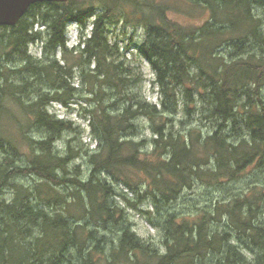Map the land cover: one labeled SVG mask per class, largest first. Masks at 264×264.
I'll return each mask as SVG.
<instances>
[{
  "label": "trees",
  "instance_id": "1",
  "mask_svg": "<svg viewBox=\"0 0 264 264\" xmlns=\"http://www.w3.org/2000/svg\"><path fill=\"white\" fill-rule=\"evenodd\" d=\"M168 1L39 2L15 26H0V117L8 114L9 102H13L30 126L46 135L36 142L22 130L31 150L27 166L16 165L15 156L21 155L17 147L0 162V264H264V32L253 7L264 0H173L191 9L208 8L211 18L200 27L171 19ZM74 22L82 28L92 25V31L83 48L70 50L66 33ZM120 24L147 30L140 52L156 73L159 91L170 98L169 110L165 103L159 110L141 94L130 97L126 93L129 78L122 65L110 61L114 49L107 37L109 26ZM221 24L225 25L219 27ZM40 41H45L44 51L49 55L60 49L66 65L57 60L46 65L34 60L29 48ZM252 42L259 50L245 57ZM228 44L236 51L229 61L218 53ZM74 53L88 66L93 61L97 64L95 70L85 73L87 78L96 84L101 80L117 96L124 94L126 106L118 116L112 115L109 110L116 109L119 100L105 107L100 98L103 88L98 93L92 90L98 107L88 113L93 116L90 123L100 141V152L90 156L94 170L88 182L66 176L77 157L71 147L64 156L55 150L65 132L76 130L74 124L48 111L55 102L68 106L78 92L71 87L74 73L68 65L75 61L70 58ZM73 65L79 66L80 61ZM26 76L49 84L51 92L41 93L38 88L39 98L27 103L24 96L29 97L34 88ZM179 94L185 114L206 118L210 132L204 134L194 127L184 134L176 130L174 119L163 115L178 113ZM139 117L153 122L154 159L142 158L140 144L122 138L124 132L135 129ZM230 128L244 129L245 134L230 141L225 136ZM6 142L0 137V149H5ZM126 168L145 172L146 192L141 193L126 176ZM100 171L123 182L139 198L148 194L152 199L159 214L157 223L152 214H146L152 226L163 231L164 252L144 244L126 226L117 244H102L105 238L87 231L90 224L109 230L123 214L114 203L112 188L97 178ZM21 177L41 181L27 187L15 182ZM198 179L232 188L230 197L204 209L194 221L179 219L176 214L160 218L162 208ZM240 183L243 188H234ZM68 184L76 188L72 204L55 189ZM8 188H13L11 201L4 198ZM121 196L130 201L125 194ZM38 202L56 205L60 212L51 214ZM75 205L83 207V216L71 213ZM214 221L224 229L211 228Z\"/></svg>",
  "mask_w": 264,
  "mask_h": 264
},
{
  "label": "rangeland",
  "instance_id": "2",
  "mask_svg": "<svg viewBox=\"0 0 264 264\" xmlns=\"http://www.w3.org/2000/svg\"><path fill=\"white\" fill-rule=\"evenodd\" d=\"M167 4L171 7L168 15L174 21L181 23L185 26H203L208 19L211 18V11L202 8L191 9L190 6L181 1L173 2L169 0ZM254 14L257 18L262 20V30L264 32V1L255 2L253 5ZM225 24L218 25L219 27ZM89 30L92 31V25L88 26ZM82 28V33L86 32V29ZM43 30L42 27H35V30ZM81 30H78L76 24L72 23L66 33L67 47L71 50L76 47L75 44L78 41L77 35ZM109 44L113 47V57L110 58L111 62H115L117 65H122L123 74L125 77L129 78L128 89L126 93L130 97H134L137 94L141 96L151 105H155L159 110L163 108V103L167 105L166 111L171 108L172 105L169 104V99L164 94L159 91V86L155 84L156 73L152 68L151 63L143 57L140 52L141 46L147 39V30L143 26H124L122 24L118 26H109V31L107 34ZM254 42L249 44V47L244 51V56L247 57L249 52L251 54L258 52L254 48ZM45 41H40L32 44L29 48V54L32 58L44 65L52 63V61L57 60L61 65H66L67 62L63 61V54L59 49L55 55H49L44 51ZM253 51V52H252ZM79 52V51H78ZM220 55L229 61L234 59L236 51L234 47L230 44L226 45L222 49L218 50ZM75 61H69L68 65L72 67L74 73V79L70 81L71 87L77 88L75 98L68 106L61 103H52L48 108L50 114L55 115L60 120H65L72 122L74 124L75 131L65 132L61 141L56 144V153L62 156L69 153V147L73 149L74 154L77 156L76 159L68 167V172L66 176L69 178L76 179L83 182H88L92 176L94 170V165L91 163L90 156L92 154H98L100 141L93 133V128L90 122L93 121V116L88 112L97 109L95 100V95L92 90L98 93V88H103V94L101 98V104L105 107L113 104L119 100V105L116 109L112 108L109 113L118 116L124 111L125 102L124 94L116 95L113 88L105 85L100 80L96 84L94 79L87 78L85 75L96 69L97 64L93 61L89 66L84 64L85 59L80 60V56L74 53L73 57H70ZM80 65L75 67L74 62H79ZM14 66V65H11ZM18 66V65H17ZM128 71V73H127ZM130 72V73H129ZM28 78V76H26ZM29 79V78H28ZM29 83H33L31 88L33 93L26 97L24 96V101L30 103L31 101H36L39 98L40 92H35L38 88L41 93L51 92V87L44 81H39L35 79H29ZM179 108L176 115H170L169 112L164 113V116H169L170 119H174L176 130L186 134L188 130L194 127H198L203 130L204 134L211 131V123L206 120L201 115H186L184 110L183 95L179 94ZM163 110V109H162ZM171 112V111H170ZM243 115H240V120ZM239 120V121H240ZM241 122V121H240ZM135 129L127 130L122 134V138L128 139L136 144H140L139 150L141 152V157L149 159L153 158V122L147 117H139L135 120ZM22 130H24L25 135L30 139L38 142L45 138V133L37 128L31 127L30 123L24 116L22 109L15 105L13 102H9V112L7 115L0 117V137L5 138L6 144L5 149H0V162L8 156V153L12 154L15 152L13 148H18L21 155L15 156L16 165L19 167H24L28 165V157L30 154V146L27 141L24 142ZM245 134L244 129H233L230 128L225 136L229 137L230 141L238 139ZM31 146H35L32 144ZM6 152V153H5ZM128 154V151H126ZM126 176L131 177V179L138 185L141 193L146 192L147 188L145 186L146 174L139 170H133V168H126ZM97 178H101L106 181L112 188L115 196L113 197L114 203L123 211L121 215L120 222L117 225L112 226L109 230L105 228H99L95 224H90L87 231L96 232V237L99 239L105 238V242L102 244H117L118 239L122 235V230L124 226L131 229L139 239L144 243L151 245L154 248H159L164 252L162 244L164 243V234L161 229H157L150 223L149 212L154 218V222L157 223V217L159 218L158 211L156 210L153 201L148 194L144 197L139 198L135 192H132L123 182H120L109 175L107 171H100L97 174ZM41 180L37 177H21L16 179L17 184H23L27 187H33L37 185ZM244 184H239L236 188L241 189ZM56 191L60 194H64L67 197L68 203L72 204L73 194L76 192V188L72 184L64 185L62 187H55ZM235 190V191H237ZM232 188L230 187H215L205 180L198 179L195 180L194 185L191 189H185L180 197L175 200L172 204L165 205L162 208L163 215L161 217H167L168 215L176 214L179 219L189 218L192 221L197 220L203 214V210L212 207L218 201H222L230 197V192ZM125 194L126 198L130 200L129 202L124 199L121 195ZM14 196L13 188H8L5 192L4 198L7 201H11ZM41 208L48 210L51 214L55 212H60V207L53 205L49 207L45 203H39ZM87 204V201H85ZM71 213L74 216H83V207L75 205L71 208ZM74 225L80 224L78 221L70 220ZM77 222V223H76ZM225 223V220H224ZM85 224V223H84ZM211 228L223 230V225L219 224L217 221L212 222ZM98 232V233H97ZM248 257H252L247 251H243Z\"/></svg>",
  "mask_w": 264,
  "mask_h": 264
},
{
  "label": "water",
  "instance_id": "3",
  "mask_svg": "<svg viewBox=\"0 0 264 264\" xmlns=\"http://www.w3.org/2000/svg\"><path fill=\"white\" fill-rule=\"evenodd\" d=\"M67 1L70 0H0V26H15L35 3Z\"/></svg>",
  "mask_w": 264,
  "mask_h": 264
},
{
  "label": "bare ground",
  "instance_id": "4",
  "mask_svg": "<svg viewBox=\"0 0 264 264\" xmlns=\"http://www.w3.org/2000/svg\"><path fill=\"white\" fill-rule=\"evenodd\" d=\"M254 93V92H253Z\"/></svg>",
  "mask_w": 264,
  "mask_h": 264
}]
</instances>
